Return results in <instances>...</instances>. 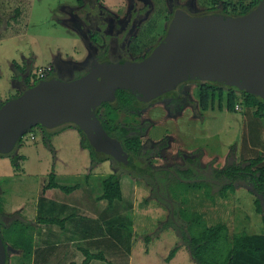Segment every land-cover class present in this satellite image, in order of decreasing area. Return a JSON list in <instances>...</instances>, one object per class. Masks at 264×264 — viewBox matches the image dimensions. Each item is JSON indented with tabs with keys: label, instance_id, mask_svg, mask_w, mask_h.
I'll return each instance as SVG.
<instances>
[{
	"label": "rangeland",
	"instance_id": "1",
	"mask_svg": "<svg viewBox=\"0 0 264 264\" xmlns=\"http://www.w3.org/2000/svg\"><path fill=\"white\" fill-rule=\"evenodd\" d=\"M254 1L0 0V101L6 103L19 96L27 89L23 83L26 77L34 79L43 66H52L54 74L62 80H73L92 69L101 48L108 47L106 60L112 62L125 57L134 60L131 46L137 48L139 55L152 53L166 37L178 8L194 17L223 9L237 15ZM198 90V84L190 81L184 83L178 92L198 104ZM228 92L225 90L224 109ZM236 95L243 112H221L220 102L215 100L209 109L215 111L211 113L210 123L201 121L206 111L198 109V105L196 109L187 106L172 116L164 98L151 101L141 118L151 123L143 140L154 144L167 141V147L155 159L154 167L182 165L184 157L193 156L198 150L202 152L200 161L203 167L212 164L222 168L230 154L239 161L246 159L245 154L240 153L241 146L247 144L249 129V123L243 120V116L252 119V109L244 106L242 93L236 91ZM100 113L110 116L106 108H101ZM116 119L124 120L125 116L118 114ZM200 133L207 138L202 139ZM33 134L36 140L31 139ZM43 136L40 127H34L25 134L12 157L19 158L15 165L9 156H0L1 199L9 203L8 208L16 202L17 205H26L32 216L37 213L62 217L69 209L57 200L66 199L68 194L57 189L52 194L58 198L55 200L43 193L51 174L69 187L81 184L97 169L94 187L88 193L89 218L77 233H73L72 238L78 242L75 245L92 253H104L113 264H196L182 238L172 228L160 230V225L170 217L171 208L151 198L152 188L144 179L123 174L121 187L124 197L116 202V213H110L107 207H98L95 198L102 178L116 171L112 162H103L99 168L92 167L89 151L81 149L78 143L80 136L74 132L67 131L58 136L52 144L54 152L45 146ZM82 196L78 207L83 204ZM36 202L39 203L37 210ZM225 202L226 205L222 206L206 202L200 208L207 223L219 221L222 216L228 221L231 235L244 229L251 234L262 233L261 218L253 213L254 195L245 185L237 188ZM147 236H151L150 242L145 240ZM49 240L47 245L39 240L36 264H68L70 260L77 262L80 256L84 260L81 248L69 247V233H61L58 239L49 237ZM175 247H179V251L167 262L166 258ZM92 264L107 263L94 261Z\"/></svg>",
	"mask_w": 264,
	"mask_h": 264
},
{
	"label": "trees",
	"instance_id": "2",
	"mask_svg": "<svg viewBox=\"0 0 264 264\" xmlns=\"http://www.w3.org/2000/svg\"><path fill=\"white\" fill-rule=\"evenodd\" d=\"M260 1L255 0L253 4L233 16L246 15L256 8ZM223 12L226 11L223 10ZM133 49L134 61L136 62L142 61L151 55L142 57L136 53L137 48ZM100 60L104 61L106 57L100 55ZM82 76L79 75L77 78ZM18 79L22 81L20 76ZM29 81L30 77H27L26 82H24L29 84ZM194 82L199 87L198 104L178 92L184 83L180 84L176 91L165 93L160 97L164 98L166 107L172 116L182 112L187 106L196 109L198 105V109L207 111L212 107L215 100H219L221 111L225 108H223L222 102L225 97V90H228L226 96V109L228 111H236L235 107L238 104L236 91H239L244 97V106L253 109L254 116L264 119V100L261 97L240 91L234 86L217 82ZM37 84L28 85V88L22 94L32 90ZM149 104L150 102H141L129 91L119 89L115 93L114 101L103 102L97 108V115L108 135L117 139L128 154L126 161H119L111 155L95 150L85 133L73 123L64 124L54 129L37 127L43 130L45 146L53 152L51 137L66 127H70L78 130L81 137V146L89 151L92 166H97L106 161L112 162L116 171L109 174L103 181V192L100 196V200H106L110 208L114 207L116 202L123 200L124 195L121 187L123 174L144 179L152 188L151 198L157 199L171 208L170 217L160 225V230L172 228L182 238L194 263L264 264V157L259 155L239 161L234 154H230L226 165L222 168L214 167L212 164L203 167L200 161L202 152L198 150L195 155L184 157V164L182 165L156 169L154 167L155 159L167 147V141L164 140L154 144L145 143L143 140L151 126L148 120H141L142 114ZM3 105L4 103L0 101V107ZM101 108H106L110 116L101 115ZM118 114H123L125 119L117 120L116 116ZM14 151L6 155L0 154V156L12 157ZM18 159V157L13 158L14 165L17 164ZM135 166L149 171L156 170L153 173H144L137 171ZM244 185L254 195L253 213L261 218L263 223L262 233L251 234L244 229L231 235L228 221L222 219V216H220L219 221H214L211 224L207 223L206 215L200 211V208L206 202H211L214 206L226 205L225 201L230 198V194H234L237 188ZM47 189H61L69 194L75 188L58 185L56 176L51 174L49 183L45 187V190ZM67 221L68 218L43 217L29 220L20 211L5 214L0 197V232L7 251L6 264H33L36 226L38 224L57 225L64 230ZM145 240L150 242L151 236H147ZM178 250L179 247L171 250L166 261L170 262L176 256ZM81 251L85 258L80 264H92L94 261L112 264L107 260L104 253H92L85 248H82Z\"/></svg>",
	"mask_w": 264,
	"mask_h": 264
},
{
	"label": "water",
	"instance_id": "3",
	"mask_svg": "<svg viewBox=\"0 0 264 264\" xmlns=\"http://www.w3.org/2000/svg\"><path fill=\"white\" fill-rule=\"evenodd\" d=\"M189 81L234 86L264 100V0L241 17L221 13L194 17L178 9L166 37L144 60L101 62L82 77L43 80L8 100L0 107V154L13 152L34 127L54 129L73 123L95 150L126 161L128 154L108 135L97 108L114 101L119 89L146 103ZM6 262L0 232V264Z\"/></svg>",
	"mask_w": 264,
	"mask_h": 264
},
{
	"label": "crops",
	"instance_id": "4",
	"mask_svg": "<svg viewBox=\"0 0 264 264\" xmlns=\"http://www.w3.org/2000/svg\"><path fill=\"white\" fill-rule=\"evenodd\" d=\"M241 108L242 109L240 111H235V113L243 112V106H241ZM222 111L230 112L227 109H223V110H221V112ZM253 111L254 110L252 109V116H253L252 119L249 118V116H247V115L243 116V120L244 121H248V123H249L247 144H243L241 146V149H240V153L243 152L245 154V156H246L245 158H254V157L259 156V155H262L264 157V119L254 116L253 115ZM214 112L215 111H210V110L206 111V112H203V117H202L201 121H203V123H210L211 118L213 117L211 115V113H214ZM254 120H255V122H254ZM67 131H69V133L70 132H74V133H76V135L80 136V134H79L77 129L69 127V128H65V129L57 132L56 134H54L51 137V143L53 144L54 140L58 136L65 134ZM200 134H201L200 136H201L202 139L207 138V135H204L202 133H200ZM32 136H34L35 137L34 140H36V136L34 134ZM78 143H80V147L83 150L84 148H82V146H81V137H80V140H79ZM206 143H204V144H206ZM15 156H16V154H15ZM12 157H10L12 160L10 158L9 159L13 163V158ZM95 167L99 168L98 165L95 166ZM94 172H97V169H94L93 172L87 178L84 179V182H82L84 186H82V183L81 184L77 183V185H70L69 186L70 188H75V189L71 193L68 194L69 197H67L66 199L59 198L61 200H57L58 198H55V197L52 196V194L55 193L54 191L57 190V189H47L45 191L43 190L44 196L45 195H49L50 199L53 198V199L61 202L62 205H67V208L69 209V211H68V213L66 215H63L62 217H53V215L41 216V215H37V213H34V216H32V213H28L27 212L28 209H27V207H25L26 205H24V204H23L24 206L22 204L17 205L16 202H15V203H13L11 205V208H8L9 203L7 201L4 202L1 199V202H2V205H3V210H4L5 214H12L14 212L20 211L29 220H32L31 218H33V217H35V218H38V217H41V218L42 217L43 218H57V219L68 218V221L66 223V228L64 230H62L57 225L38 224L36 226L35 235H34V253H33V259H32L33 264H36L37 244H38V242H40L39 241L40 239H41V242L43 244L47 245V243L50 241L49 237H54V239H58V236L61 233L62 234L64 233V235H65V233H69V247L70 248L77 247L78 249L84 248L83 246L75 245L78 242L74 241V239L72 237H74L73 233H77V231L80 230L83 227V225L81 226V224L85 221V219L89 218V204H90V200L88 199V193L90 192V189L94 187V181H95L94 180L95 179V176H94L95 173ZM107 177H108V175L104 176L102 178L101 182H99V184H98L99 185L98 192L96 194L95 201H96V203L97 202L99 203L97 205L98 207H100V205H102L103 207H107V209H108V211L110 213L115 214L116 213L115 208H116V204L117 203H115L113 208H110L108 206V203H107L106 200H100V196L102 195V192H103V181ZM56 183L58 185H60V186H65V185H62L59 182L58 176H56ZM80 196H82L83 204L80 207H78L80 205L79 204V197ZM0 197L3 198V191L1 189V187H0ZM41 199H40V201H41ZM86 199H88L87 203L85 202ZM38 207H39V203L36 202L35 209L37 210ZM103 207L101 208L102 210L104 209ZM103 211H105V210H103ZM77 212H79V213H77ZM113 228H116L115 225H113ZM81 261H83V259L80 256L79 260L77 262L70 260L68 264H71V263L79 264Z\"/></svg>",
	"mask_w": 264,
	"mask_h": 264
},
{
	"label": "flooded vegetation",
	"instance_id": "5",
	"mask_svg": "<svg viewBox=\"0 0 264 264\" xmlns=\"http://www.w3.org/2000/svg\"><path fill=\"white\" fill-rule=\"evenodd\" d=\"M178 9H180V8H178ZM178 9H176V10H178ZM176 10H175V12H176ZM182 10V9H181ZM223 10L224 11H226L225 13L223 12ZM223 10H221V11H219V12H216V11H214V12H212V13H209V14H214V13H221V14H225V15H231L230 13H228L227 12V10L226 9H223ZM184 11V10H183ZM175 12H174V15H175ZM209 14H206V15H209ZM204 16V15H203ZM231 16H233V15H231ZM199 17V16H198ZM202 17V16H201ZM173 18H174V16H173ZM173 20V19H172ZM172 22V21H171ZM171 24V23H170ZM133 48H135V47H132L131 46V51L133 52V54H134V49ZM156 48V47H155ZM154 48V49H155ZM137 51V50H136ZM154 51V50H153ZM108 47H104V48H101V49H99V52H98V54L96 55V58H95V61L93 62V67L96 65V64H99V63H101V62H105V61H108V60H104V61H101L100 60V55L102 56V55H104L105 57L106 56H108ZM151 53H148V54H146L145 56H147V55H150ZM135 55V54H134ZM142 56V55H141ZM145 56H142V57H145ZM126 58V57H125ZM120 59V60H128V59ZM135 58V57H134ZM120 60H118V61H120ZM131 61H134V60H131ZM117 62V61H116ZM48 66V65H47ZM52 67V66H51ZM92 67V68H93ZM91 70V69H90ZM27 77H30V76H27ZM26 77V78H27ZM54 77H59V75H55L54 74V69H53V67H52V72L50 73V75L46 78V79H43V80H49V79H51V78H54ZM60 78V77H59ZM36 79V80H35ZM30 80L31 81H29V84H26L25 82H26V79L23 81V83L24 84H26V86H27V88H28V85L29 86H31V85H33L34 83H35V81H38V82H41V81H43V80H41V79H39L38 77H37V74H36V76L34 77V79L32 78H30ZM190 82V81H189ZM194 82V81H193ZM25 91V90H24ZM24 91H22V92H20V95L24 92ZM174 91H176V90H174ZM174 91H172V92H174ZM19 95V96H20ZM18 97V96H17ZM16 97V98H17ZM161 97V96H160ZM160 97H158V98H160ZM157 99V98H156ZM153 101V100H152ZM149 102H151V101H149ZM157 169V168H156ZM156 169H154V170H152V171H155Z\"/></svg>",
	"mask_w": 264,
	"mask_h": 264
},
{
	"label": "built area",
	"instance_id": "6",
	"mask_svg": "<svg viewBox=\"0 0 264 264\" xmlns=\"http://www.w3.org/2000/svg\"><path fill=\"white\" fill-rule=\"evenodd\" d=\"M51 72H52L51 66L40 67L37 71V77L41 80L46 79L50 75ZM235 109H236V111H240L242 108L239 104H237ZM31 139L34 140L35 137L31 136Z\"/></svg>",
	"mask_w": 264,
	"mask_h": 264
}]
</instances>
